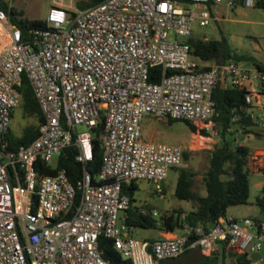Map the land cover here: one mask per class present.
I'll list each match as a JSON object with an SVG mask.
<instances>
[{"label": "built area", "instance_id": "built-area-1", "mask_svg": "<svg viewBox=\"0 0 264 264\" xmlns=\"http://www.w3.org/2000/svg\"><path fill=\"white\" fill-rule=\"evenodd\" d=\"M256 2L101 0L73 7L54 0L44 25L26 35L0 8V264H112L99 248L102 235L128 264H159L195 249L213 257L223 246L240 255L250 244L260 258L248 253L249 264H264V218L225 215L209 230L185 228L154 240L134 237L122 219L130 205L124 183L146 179L162 193L170 169L185 162L182 145L143 138L145 116L191 121L208 137L221 86L244 90L247 112L264 128V67L244 59L204 62L187 42L197 18L208 25L222 15L220 4ZM154 67L161 68L157 81L149 79ZM23 75L43 121L31 142L9 149ZM100 120V183L84 167L75 183L64 168L38 177L37 160L52 165L71 145L77 161H90ZM252 156L264 157V149ZM256 168L264 171V159Z\"/></svg>", "mask_w": 264, "mask_h": 264}, {"label": "trees", "instance_id": "trees-1", "mask_svg": "<svg viewBox=\"0 0 264 264\" xmlns=\"http://www.w3.org/2000/svg\"><path fill=\"white\" fill-rule=\"evenodd\" d=\"M101 0H85L80 2L79 7L89 6ZM257 6L264 7V0H257ZM0 8H3L10 16L11 21L17 24L24 35L31 26H42L44 21L38 18H30L24 15L22 10H17L13 6H9L8 0H0ZM191 56L198 58L204 62H214L218 60L244 59L256 63L258 66L264 67V63L257 60L253 56L239 55L233 52L225 38L213 39L206 36L190 35L187 38ZM161 68L154 67L150 70L149 79L158 80ZM167 70L166 73H171ZM21 95L19 109L22 117H33V124L25 125L20 135L12 136L11 128L6 137L9 142V149H13L20 144L31 142L38 134V125L43 121V115L39 105L34 97L32 87L26 75H23L21 84L18 86ZM214 99L217 105V114L214 121L219 134V142L213 150H211L209 168L203 176V184L205 185L206 194H202L195 189V178L197 172L187 167L175 168L177 171V181L175 187V196L178 199L190 201L194 204V209L187 212L184 216L181 209H175L169 214H161L158 217L152 214V208L138 207L134 204V192L138 186L136 181H130L122 185V191L129 195L130 205L126 209L122 219L134 228H155L163 232H183L185 228L194 230L198 226H203L205 230H209L221 216L228 215L229 208L237 205H245L250 202L251 183H250V167L249 158L253 148L244 143L246 136L251 134H259L257 128L259 126L256 119L247 112V104L245 102V91L242 89L217 87L214 92ZM235 114L241 115V118L234 120ZM13 118V112H12ZM170 123L178 121L177 119L168 118ZM183 121L190 131L198 130L197 124L187 120ZM103 127V121L100 120L95 128H93L92 148L93 156L90 161L81 163L75 159L76 147L71 145L60 152L57 157L56 166L37 160L36 171L38 177L51 175L59 168H64L69 179L75 183L81 176L83 167L90 172L93 182L96 181L101 159L102 149L98 140L99 133ZM241 131L238 137L237 132ZM203 133H206L203 130ZM184 161H188L189 152L184 150ZM78 201V198H77ZM256 204L264 212V187L262 195L257 196ZM33 209L35 203L32 205ZM255 219H260L254 217ZM154 240L157 238H143ZM98 245L102 251V256L110 260L112 264H128V260L123 259L121 254L114 249L112 239L100 236ZM186 251L181 256H187ZM234 255L238 264H249L251 259L248 253L244 252L240 255L230 253L226 246H223L221 256H206L201 254V264H224L227 257ZM180 256V257H181ZM186 258V257H185ZM163 260L159 264L167 263Z\"/></svg>", "mask_w": 264, "mask_h": 264}, {"label": "rangeland", "instance_id": "rangeland-1", "mask_svg": "<svg viewBox=\"0 0 264 264\" xmlns=\"http://www.w3.org/2000/svg\"><path fill=\"white\" fill-rule=\"evenodd\" d=\"M62 1L65 4L71 2L73 7H79L80 2L85 0ZM53 2L54 0H13L12 6L17 10H22L27 17L44 20ZM219 10H221L222 15L217 19H213L208 25H201L197 18L192 35L197 37L206 36L213 39L225 38L233 52L239 55L253 56L264 63V7L243 4L229 7L225 4H220ZM34 122L35 119L33 117H22L20 109L16 108L13 111L10 126L11 135H20L25 125L33 124ZM216 125L214 122L213 132L206 137L204 133H201L204 128L202 125L198 126L200 132H192L181 120L170 123L168 118H155L148 115L141 122L144 139L178 143L183 146L184 150L189 152V159L184 162L183 167L197 172L195 189L204 195L206 194V189L203 184V176L209 168L211 150L216 148L220 139ZM77 128L82 130L84 126L81 125ZM257 131L259 134H251L243 140L244 143L253 148L252 154H255L258 149H264V128L259 125ZM242 135L239 134L237 136L242 137ZM56 160L57 156L54 155L51 164L55 165ZM251 161L253 164L254 159L251 158ZM249 167L250 202L229 208V213L237 215L238 218L264 215L255 202L261 192V184L264 185V171L256 170L255 165L249 164ZM176 181L177 171L175 168L170 169L167 178L162 183V193L156 191L153 182L146 179L137 180L138 188L134 192V204L138 207L152 208L157 212L156 217L163 213L169 214L175 209H181L183 212L194 209V204L190 201L181 200L175 196ZM158 233L159 230L155 228L136 227L133 229V236L141 239L144 237H157ZM178 233L182 234V232ZM186 258V261L183 257L169 259L166 264H201L200 256H187ZM224 264H226V261Z\"/></svg>", "mask_w": 264, "mask_h": 264}, {"label": "crops", "instance_id": "crops-1", "mask_svg": "<svg viewBox=\"0 0 264 264\" xmlns=\"http://www.w3.org/2000/svg\"><path fill=\"white\" fill-rule=\"evenodd\" d=\"M253 154L251 153V155H250V158H249V164L250 165H255V166H257L258 164H261V160H263L264 159V157H260V158H257V159H254L253 158V156H252ZM251 158L252 159H254V161H253V164H252V161H251ZM256 170H257V168H256ZM262 185V187H261V192L259 193V195L258 196H261L262 195V189H263V187H264V185L263 184H261ZM192 210V209H191ZM191 210H189V211H191ZM189 211H187V212H189ZM187 212H183L182 213V215L184 216ZM263 214H264V212H262ZM228 215H231V216H234V217H237V215H234V214H232V213H228ZM253 217H258V218H264V215L263 216H257V215H255V216H253ZM238 218V217H237ZM179 233H178V231H175V232H163V231H160L159 230V233H158V236L156 237H144V238H161V237H164V236H171V235H178ZM201 254H203L202 252H201V250H199V249H195V250H189V252H188V254H187V256L189 257V256H201ZM183 255V254H182ZM205 255V254H204ZM181 256V255H180ZM179 256V257H180ZM187 256H181V257H183V259L186 261V259L187 258H185V257H187ZM219 256V255H218ZM178 258V257H177ZM163 264H166V263H163Z\"/></svg>", "mask_w": 264, "mask_h": 264}, {"label": "water", "instance_id": "water-1", "mask_svg": "<svg viewBox=\"0 0 264 264\" xmlns=\"http://www.w3.org/2000/svg\"><path fill=\"white\" fill-rule=\"evenodd\" d=\"M251 246H252V244H250L249 247L247 248V252L251 253V256H252L253 259H259L260 258V253L252 252L251 251ZM222 252H223V247L221 248L220 253L218 255L221 256ZM226 264H238V262L236 260V257L234 255L228 256L227 260H226Z\"/></svg>", "mask_w": 264, "mask_h": 264}]
</instances>
